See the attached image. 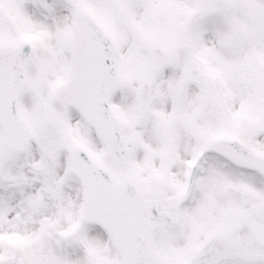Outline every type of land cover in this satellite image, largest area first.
I'll use <instances>...</instances> for the list:
<instances>
[{
  "label": "snow or ice",
  "instance_id": "1",
  "mask_svg": "<svg viewBox=\"0 0 264 264\" xmlns=\"http://www.w3.org/2000/svg\"><path fill=\"white\" fill-rule=\"evenodd\" d=\"M0 264H264V0H0Z\"/></svg>",
  "mask_w": 264,
  "mask_h": 264
}]
</instances>
